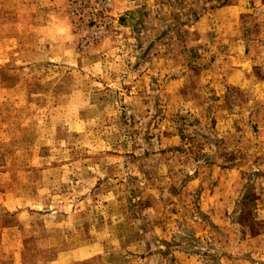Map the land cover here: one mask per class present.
Returning <instances> with one entry per match:
<instances>
[{
	"label": "rangeland",
	"instance_id": "1",
	"mask_svg": "<svg viewBox=\"0 0 264 264\" xmlns=\"http://www.w3.org/2000/svg\"><path fill=\"white\" fill-rule=\"evenodd\" d=\"M239 69L264 0H0V264H264Z\"/></svg>",
	"mask_w": 264,
	"mask_h": 264
},
{
	"label": "crops",
	"instance_id": "2",
	"mask_svg": "<svg viewBox=\"0 0 264 264\" xmlns=\"http://www.w3.org/2000/svg\"><path fill=\"white\" fill-rule=\"evenodd\" d=\"M247 39L246 40H243V39H240L237 44H234V46H237L235 49L236 50H240L241 49V46L244 44L246 45ZM248 42V41H247ZM258 44V42L256 43ZM248 54H250L248 52ZM241 74V75H240ZM245 72L243 70H235L234 73L231 75V77L229 78L228 80V83L227 84H232V85H242L243 87L247 86L248 84L251 85L253 84H258V86H264V81L263 80H259V81H256L254 79H245Z\"/></svg>",
	"mask_w": 264,
	"mask_h": 264
}]
</instances>
